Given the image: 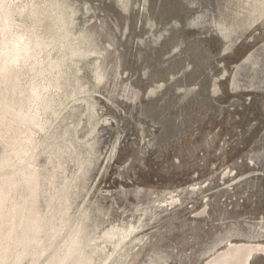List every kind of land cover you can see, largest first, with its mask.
<instances>
[{
  "label": "rangeland",
  "instance_id": "obj_1",
  "mask_svg": "<svg viewBox=\"0 0 264 264\" xmlns=\"http://www.w3.org/2000/svg\"><path fill=\"white\" fill-rule=\"evenodd\" d=\"M0 77V184L7 206L33 188L53 251L74 231L84 264L264 246V0H0Z\"/></svg>",
  "mask_w": 264,
  "mask_h": 264
},
{
  "label": "bare ground",
  "instance_id": "obj_2",
  "mask_svg": "<svg viewBox=\"0 0 264 264\" xmlns=\"http://www.w3.org/2000/svg\"><path fill=\"white\" fill-rule=\"evenodd\" d=\"M2 28L5 29V25H2ZM31 39V38H29ZM38 45L33 41H30L27 46L23 50V54H26L27 57H32L35 55L38 50ZM37 55V54H36ZM8 77H0V84H8ZM12 104V102H8L0 97V123L6 116L8 106ZM31 177V176H30ZM24 182L28 184L30 187L32 186V179H24ZM33 188L24 196L21 197V201L17 203L10 202V205L7 206V202L9 201L10 193L9 189L4 184H0V261L7 259L8 251L11 249L12 243L9 242L10 237L9 234L11 232H15V237L13 239V243H18L21 240L20 233H22L19 229L13 230V227L9 225L5 226V216L7 215L9 220H11L12 216L19 215H29L33 216L36 214L35 209L33 208V204L35 201L36 194H34ZM5 194L8 196V200L5 201ZM4 230V232H3ZM7 230V231H6ZM7 249V251H6ZM254 252H264V246L254 245V244H229L225 251L220 252L215 257H213L209 264H247V261L252 253ZM84 264L83 259L81 257L74 258Z\"/></svg>",
  "mask_w": 264,
  "mask_h": 264
},
{
  "label": "clouds",
  "instance_id": "obj_3",
  "mask_svg": "<svg viewBox=\"0 0 264 264\" xmlns=\"http://www.w3.org/2000/svg\"><path fill=\"white\" fill-rule=\"evenodd\" d=\"M3 7L7 16L9 11L14 9L16 6L14 4L5 3ZM12 155H15V152H13ZM8 163L10 167L14 168L16 166L15 163H12L11 161ZM17 163L23 164L24 161L17 157ZM20 174L23 175V173ZM12 179H14V176L9 177V180ZM26 179H32V177L26 176ZM7 200L8 196L5 194V201ZM5 222L6 227L11 225L13 230L19 229L22 232V243H30L31 245H34L32 250L34 258L30 261V264H40L43 257L48 255L49 252H52V255L44 261V264H81L80 261L74 259V257L78 254L79 249V236L77 232L74 231L69 233L63 242L55 248V251H53L52 244L59 237L60 230L53 229L44 215L39 213H36L33 216L14 215L11 220H9L6 215ZM45 239L48 240V247H44ZM0 264H21V261L5 259L0 261Z\"/></svg>",
  "mask_w": 264,
  "mask_h": 264
},
{
  "label": "flooded vegetation",
  "instance_id": "obj_4",
  "mask_svg": "<svg viewBox=\"0 0 264 264\" xmlns=\"http://www.w3.org/2000/svg\"><path fill=\"white\" fill-rule=\"evenodd\" d=\"M257 253H258V252H254V253L251 254V256L249 257V259H248V261H247V264H248L249 261L251 260L252 256H253L254 254H257Z\"/></svg>",
  "mask_w": 264,
  "mask_h": 264
},
{
  "label": "crops",
  "instance_id": "obj_5",
  "mask_svg": "<svg viewBox=\"0 0 264 264\" xmlns=\"http://www.w3.org/2000/svg\"><path fill=\"white\" fill-rule=\"evenodd\" d=\"M253 257V256H252Z\"/></svg>",
  "mask_w": 264,
  "mask_h": 264
}]
</instances>
